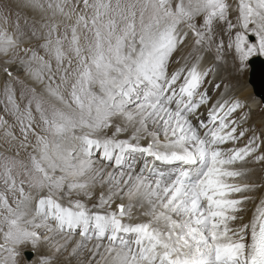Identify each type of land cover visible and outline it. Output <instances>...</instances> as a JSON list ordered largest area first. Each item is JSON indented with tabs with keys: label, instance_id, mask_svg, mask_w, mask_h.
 I'll list each match as a JSON object with an SVG mask.
<instances>
[{
	"label": "snow or ice",
	"instance_id": "6c2138e0",
	"mask_svg": "<svg viewBox=\"0 0 264 264\" xmlns=\"http://www.w3.org/2000/svg\"><path fill=\"white\" fill-rule=\"evenodd\" d=\"M264 0H0V264H264Z\"/></svg>",
	"mask_w": 264,
	"mask_h": 264
},
{
	"label": "water",
	"instance_id": "95a60500",
	"mask_svg": "<svg viewBox=\"0 0 264 264\" xmlns=\"http://www.w3.org/2000/svg\"><path fill=\"white\" fill-rule=\"evenodd\" d=\"M248 80L255 96L264 97V59L262 57L253 58L249 66Z\"/></svg>",
	"mask_w": 264,
	"mask_h": 264
},
{
	"label": "bare ground",
	"instance_id": "6f19581e",
	"mask_svg": "<svg viewBox=\"0 0 264 264\" xmlns=\"http://www.w3.org/2000/svg\"><path fill=\"white\" fill-rule=\"evenodd\" d=\"M249 69V68H248ZM248 75H249V71H248ZM248 75H247V72H245L244 73V76H243V79L241 78V82L242 83H245L246 85H247V91L248 92H251L253 95H254V97L256 98V99H259L258 97H256L255 96V94H254V92H253V89H252V87H251V85L249 84V80H248Z\"/></svg>",
	"mask_w": 264,
	"mask_h": 264
},
{
	"label": "rangeland",
	"instance_id": "374dc122",
	"mask_svg": "<svg viewBox=\"0 0 264 264\" xmlns=\"http://www.w3.org/2000/svg\"><path fill=\"white\" fill-rule=\"evenodd\" d=\"M262 58L264 59V57H262ZM248 71H249V69L246 71V72H247V75H248ZM243 76H244V74H243ZM243 76L241 77L242 79H243ZM241 78H240V79H241ZM247 78H248V77H247Z\"/></svg>",
	"mask_w": 264,
	"mask_h": 264
}]
</instances>
